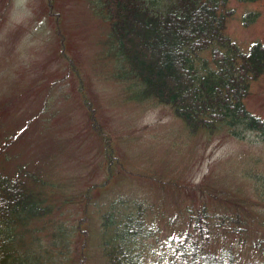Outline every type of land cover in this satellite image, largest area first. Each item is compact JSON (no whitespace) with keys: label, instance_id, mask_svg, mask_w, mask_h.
Wrapping results in <instances>:
<instances>
[{"label":"rangeland","instance_id":"obj_1","mask_svg":"<svg viewBox=\"0 0 264 264\" xmlns=\"http://www.w3.org/2000/svg\"><path fill=\"white\" fill-rule=\"evenodd\" d=\"M50 2L51 7L46 0H0V143L7 142L0 174L39 175L53 186L51 200L69 194L74 202L61 205L62 213L51 223L1 225L4 264H13L12 256L21 251L33 264H49L43 250L51 255L65 237L50 239L46 225L69 226L81 214L76 195L104 177L102 141L88 126L81 92L121 164L106 187L93 191L94 197L142 201L148 206L144 218L158 239L182 230L184 207L205 202L217 209L213 197H239L250 208L264 210L253 180L244 175L264 173V140L248 131L242 139L225 129L189 132L167 105L147 99L126 68L115 63L109 29L95 14L94 0ZM227 6L232 14L225 33L237 47L264 44L263 1L229 0ZM245 13L255 16L245 23ZM244 104L264 121V72L251 81ZM178 214L182 220L168 221ZM39 226L46 230L37 232ZM243 242L236 249L241 262L264 259V229L249 228ZM88 255L89 264H102L97 248L91 246Z\"/></svg>","mask_w":264,"mask_h":264},{"label":"trees","instance_id":"obj_2","mask_svg":"<svg viewBox=\"0 0 264 264\" xmlns=\"http://www.w3.org/2000/svg\"><path fill=\"white\" fill-rule=\"evenodd\" d=\"M228 1L94 0L92 7L109 29L115 63L126 68L125 74L140 85L147 99L167 105L189 132L225 129L242 139L248 131L264 140V121L244 104L251 81L264 72V44L252 41L240 50L225 33L232 14ZM46 2L51 7L50 0ZM254 16L245 13L242 19L246 23ZM67 63L76 71L70 59ZM81 97L88 126L102 141L105 174L99 183L87 185L76 195L82 202L81 214L69 226L62 222L46 225L50 239L52 235L65 237V244L51 255L43 250L50 262L89 264L92 246L99 251L102 264H264V259L241 262L236 250L249 228L264 229V210L250 208L245 199L213 197L219 203L217 209L205 202L197 208L184 207L183 220L180 214L168 219H181L182 230L158 239L156 229L144 218L148 206L142 201L132 196L94 197L93 191L106 187L121 164L92 103L82 92ZM4 140L0 154L6 147ZM244 175L253 180L254 194L263 202L264 173ZM52 189L39 175L0 174V227L37 220L51 223L62 213L61 205L74 202L69 194L51 200ZM46 227L39 226L37 232ZM251 245L259 248L258 242L251 241ZM261 251L264 255V248ZM12 259L13 264H33L22 251ZM0 264H4L1 252Z\"/></svg>","mask_w":264,"mask_h":264}]
</instances>
